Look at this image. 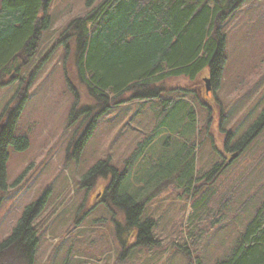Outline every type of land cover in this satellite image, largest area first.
I'll return each instance as SVG.
<instances>
[{"label": "rangeland", "instance_id": "1", "mask_svg": "<svg viewBox=\"0 0 264 264\" xmlns=\"http://www.w3.org/2000/svg\"><path fill=\"white\" fill-rule=\"evenodd\" d=\"M87 1L51 0V27L43 33L37 55L12 82L0 86L1 116L6 106L14 107L20 84L34 74L15 130L30 146L9 151L0 243L28 205L45 200L34 222L38 243L33 264H214L229 254L264 198V130L232 162L237 152L224 147L228 134L232 148L264 109V0H239L229 14L223 28L228 60L217 89L204 81L207 72L195 80L179 77L163 84L164 98L180 99L194 111L192 127L183 118L186 107L166 123L179 125L188 136L193 128L196 176L191 185L182 187V179L146 202L142 220L154 222V247H138L135 239L118 235L124 217L103 202L108 179L82 183L99 162L123 170L133 154L130 166L138 173V145L162 117L159 100H134L98 115L100 105L75 76L72 53L59 43L70 22L87 13ZM82 108L90 112L72 122ZM93 119L98 120L91 139L71 159L72 144ZM184 143L185 136L163 133L145 143V157L173 159ZM215 164L222 170L206 179Z\"/></svg>", "mask_w": 264, "mask_h": 264}, {"label": "trees", "instance_id": "2", "mask_svg": "<svg viewBox=\"0 0 264 264\" xmlns=\"http://www.w3.org/2000/svg\"><path fill=\"white\" fill-rule=\"evenodd\" d=\"M50 1L0 0L1 87L12 82L37 55L43 33L51 27V17L47 14ZM238 4L239 0H88L87 13L71 21L59 38L67 53H72L75 76L100 105L98 115H104L112 106L134 100L160 101L162 117L136 150L140 171L137 173L130 166L133 154L126 162L128 168L119 170L109 161H101L82 182L89 186L97 178L109 180L103 202L112 212L124 217L123 223H118V235L135 239L138 247L157 245L152 235L154 222L142 220L146 202L182 179L185 180L182 187L191 185L196 176V148L190 142L193 128L188 136L189 132L184 133L186 130L179 125L166 123L174 111L186 107L183 118L192 127L194 111L186 103H180V99L164 98L163 84L179 77L195 80L207 72L209 77L205 79H210L214 89L218 88L228 60L223 28ZM33 76L30 74L28 81L24 80L18 87L14 107L6 106L0 116V206L7 191L9 151L24 152L30 146L26 136H15V130L25 103L23 96ZM89 112L88 108H82L70 119L74 122L76 116ZM97 120L87 124L72 144L73 151L68 154L72 155L71 159H77L88 144ZM263 130L264 109L232 148L229 143L233 139L228 134L224 147L240 153ZM168 132L177 138L186 137L180 151L173 159V156L164 157V162L152 155L146 158L145 143ZM221 170V165L215 164L204 177L211 179ZM44 202L40 200L24 209L11 235L0 243V264H33L38 243L34 222ZM214 264H264V198L229 254Z\"/></svg>", "mask_w": 264, "mask_h": 264}, {"label": "water", "instance_id": "3", "mask_svg": "<svg viewBox=\"0 0 264 264\" xmlns=\"http://www.w3.org/2000/svg\"><path fill=\"white\" fill-rule=\"evenodd\" d=\"M44 1H46V0H44ZM205 82L207 84H209L210 83V79H205ZM237 156H238V153H236L235 155H233V157L230 159V162H232L235 158H237Z\"/></svg>", "mask_w": 264, "mask_h": 264}]
</instances>
